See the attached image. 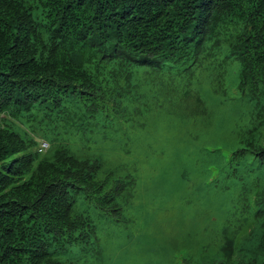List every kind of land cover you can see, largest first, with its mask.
<instances>
[{
	"label": "trees",
	"instance_id": "16d2710c",
	"mask_svg": "<svg viewBox=\"0 0 264 264\" xmlns=\"http://www.w3.org/2000/svg\"><path fill=\"white\" fill-rule=\"evenodd\" d=\"M154 66L182 117L207 115V80L238 111L222 168L233 193L201 264H264V0H0V264L103 260L77 199L115 214L124 182L106 190L99 158L62 142L40 153L36 135H84L83 121L129 105L132 76Z\"/></svg>",
	"mask_w": 264,
	"mask_h": 264
},
{
	"label": "rangeland",
	"instance_id": "374dc122",
	"mask_svg": "<svg viewBox=\"0 0 264 264\" xmlns=\"http://www.w3.org/2000/svg\"><path fill=\"white\" fill-rule=\"evenodd\" d=\"M168 76L165 66L139 69L129 105L89 117L84 135L64 128L36 135L99 158L97 178L108 189L124 182L115 189V214L94 206L93 195L77 199L96 224L103 253L97 264H201L202 255L216 253L233 193L222 168L241 131L238 111L218 103L223 95L207 80L200 95L210 111L184 118L163 82Z\"/></svg>",
	"mask_w": 264,
	"mask_h": 264
},
{
	"label": "built area",
	"instance_id": "2783aa9c",
	"mask_svg": "<svg viewBox=\"0 0 264 264\" xmlns=\"http://www.w3.org/2000/svg\"><path fill=\"white\" fill-rule=\"evenodd\" d=\"M43 146H46V143H43Z\"/></svg>",
	"mask_w": 264,
	"mask_h": 264
}]
</instances>
